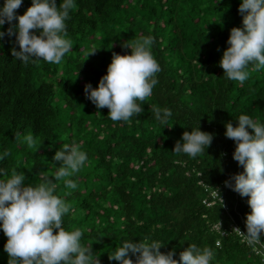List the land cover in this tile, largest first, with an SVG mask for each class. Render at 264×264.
I'll return each instance as SVG.
<instances>
[{"label":"trees","instance_id":"16d2710c","mask_svg":"<svg viewBox=\"0 0 264 264\" xmlns=\"http://www.w3.org/2000/svg\"><path fill=\"white\" fill-rule=\"evenodd\" d=\"M0 264H264V0H0Z\"/></svg>","mask_w":264,"mask_h":264},{"label":"built area","instance_id":"2783aa9c","mask_svg":"<svg viewBox=\"0 0 264 264\" xmlns=\"http://www.w3.org/2000/svg\"><path fill=\"white\" fill-rule=\"evenodd\" d=\"M209 194H210V197L212 199H215V198H219L220 199V195L218 194V192L215 189L214 190H211ZM203 202L206 203L207 205H210L212 201H210V200H208V199L205 198L203 200ZM234 230H236L238 233H240V231L236 227H234ZM222 233H224V231H222ZM259 235L262 236L263 233H260Z\"/></svg>","mask_w":264,"mask_h":264}]
</instances>
